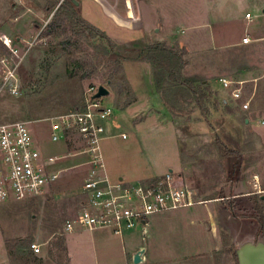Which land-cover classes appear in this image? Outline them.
Wrapping results in <instances>:
<instances>
[{
	"label": "rangeland",
	"instance_id": "374dc122",
	"mask_svg": "<svg viewBox=\"0 0 264 264\" xmlns=\"http://www.w3.org/2000/svg\"><path fill=\"white\" fill-rule=\"evenodd\" d=\"M219 2L0 0V38L6 36L18 51L13 55L0 41V84L4 71L10 69L19 88L16 97L6 91L0 95V124L27 122L44 157L66 156L55 166L65 171L43 195L0 203V236L9 264H69L66 240L75 264H94L93 256L100 260L95 264H133V255L142 248L140 264H238L235 251L245 240L264 243V147L254 148L251 129L243 123L259 115L255 103H261L259 95L264 94L259 66L247 72L249 60L221 54L220 49L203 51L197 45L195 52L185 56L182 84L170 82L166 75L157 88L152 65L137 58L142 48L153 44L183 50L192 47L191 37H202V22L210 18L218 21L212 31L220 37L222 28L228 31L230 26L219 20L215 11ZM65 3L72 6L77 27L67 18L53 23L55 10ZM47 8L53 10L47 13ZM246 10L243 16L252 13ZM229 34L237 35L235 31ZM205 62L216 70L215 78L243 82L239 88L249 97L247 112L219 90L214 78L206 81L196 72ZM239 66L244 71H237ZM254 84L258 86L253 90ZM100 86L109 94L98 101L113 114L107 129L115 133L100 143L106 170L108 166L116 179L112 182L121 176L122 182L136 184L151 166L164 176L172 174L185 190L193 189L194 199L224 198L149 215L160 239L157 244L149 245L151 229L144 232L142 225L123 235L108 232L94 251V234L89 230L74 238L73 230L64 229L84 203L82 185L88 169L83 165L88 158L79 153L82 145L76 136L52 143L50 125L61 115L82 111L86 100L93 97L91 89L97 91ZM257 131L264 138V128ZM175 133L183 164L180 173L175 171L179 164ZM247 191L250 195H240ZM235 194L239 196L232 198ZM197 214L212 216L216 222L212 236L202 235L190 222ZM17 239L32 241L16 252L13 242ZM130 242L139 245L123 258L122 244L129 248ZM32 244L39 252L32 250ZM1 253L2 248L0 261Z\"/></svg>",
	"mask_w": 264,
	"mask_h": 264
},
{
	"label": "built area",
	"instance_id": "2783aa9c",
	"mask_svg": "<svg viewBox=\"0 0 264 264\" xmlns=\"http://www.w3.org/2000/svg\"><path fill=\"white\" fill-rule=\"evenodd\" d=\"M0 41L17 55L18 51L6 36H1ZM218 82L231 91L233 100L241 99L240 83L226 78H219ZM4 91L14 97L19 95L17 76L10 69L4 71L0 84V95ZM96 92L91 89L92 95ZM248 107V103L241 105L243 110ZM112 115L110 108L90 97L82 111L61 115L50 125L52 143L65 141L68 135L76 136L82 145L79 153L88 158V174L82 185L84 203L76 218L66 221V231L78 226L89 231L108 229L115 235H123L127 230L144 225L149 215L191 205L187 191L175 185L170 174L136 184L109 179L100 143L109 136L110 129L107 128ZM28 125L22 121L0 124V203L39 197L64 172L54 166L66 156L44 157ZM120 137L126 138L125 135ZM31 248L35 253L39 251L35 244Z\"/></svg>",
	"mask_w": 264,
	"mask_h": 264
},
{
	"label": "crops",
	"instance_id": "0c3cea01",
	"mask_svg": "<svg viewBox=\"0 0 264 264\" xmlns=\"http://www.w3.org/2000/svg\"><path fill=\"white\" fill-rule=\"evenodd\" d=\"M219 1H220L219 5L215 8V11L218 12L217 15L220 18L219 20L221 22L223 21L222 22L223 24L225 22H227V24L230 26V28H229L230 31L229 30H228L229 32L224 31L222 28V33L220 34V32H219L220 37H216L213 34L212 26L215 23L218 24V21L214 23V20L210 18L208 21L202 22L203 28L201 30H199L201 32L200 35L202 34V37H199V38L191 37L192 39H190V40L193 41V43H192L193 46L192 47L189 46L188 48H186L184 50L186 52L188 51L187 54L189 55V53L191 54V53L195 52L193 50H196L197 45H198V48H200V49L202 48L203 51H213L215 49H220L222 51L221 54H223L224 52L225 53L227 52V53H231L230 54V56H231L233 53L234 54L233 56L236 57V59L239 57V58H242L244 60H249L250 64H251L249 66H251V67L247 68V70H248L247 72H250L252 70H256L255 66L258 65L259 70H261L262 71L261 73L264 74V0H235V1L219 0ZM244 9H247V10L249 9L252 13L245 12V14L243 16ZM239 13L240 14L242 13V14L240 15ZM241 19H242V22L239 21ZM231 31H232V33L235 31L237 33V35L229 36L230 35L229 33H231ZM244 39H247V41L245 42ZM200 51H202V50H200ZM207 58H209V57H207ZM254 61H256V62H254ZM243 69H245L243 66H239L236 68L237 71H244ZM214 71H216V70L214 68L211 69V67L208 66L207 62H205L202 69H199L196 72L202 73V75L204 76L206 81H207V79L214 78L215 83L217 84V87L219 88V90H221L222 92L227 94L230 98V101L233 102L235 105H237L239 107L240 111L247 112L249 110V107L247 110H243L241 108V105L243 103H248V105L250 103V100H248L249 97H246L243 89L240 88L241 89V99L239 101L233 100L231 97V91L228 89H223V87L220 84H218L219 78H217V77L215 78ZM258 79H259V77H257V80ZM255 80H256V78L252 79L251 81L253 82ZM232 82L235 83L234 81H232ZM242 83H241V85H242ZM257 86H258V84L252 85L253 90L255 88H257ZM233 87H235V86H233ZM260 98H261V100H262V98L264 100V94L259 95V99ZM263 100L261 101V103L260 102L258 104H257V102L255 103V105H256L255 111L257 113H259V115L255 116L256 119L251 120V119L245 118L243 120L244 126L246 128L251 129L252 137H253V144H254L253 146H255L254 148H256V149L264 147V138L261 137L263 132L261 133L260 131H257L258 128L259 129L264 128V101ZM222 103L224 106H227L228 102H227V100L223 99ZM110 132H111V134H114L115 130L113 128H111ZM123 140H126V139H123ZM36 144H37V142H36ZM37 147L41 149V146L39 147L38 144H37ZM41 154H42V152H41ZM175 157L177 159L176 161L177 162L179 161V164L175 167V171H178V173H180V171L183 168V164L181 162L180 153H179V150L177 147L176 133H175ZM55 166H54V168H55ZM83 166H84V168L86 167V169H88L87 163H84ZM57 170H61V169H57ZM169 172H173V169H169ZM107 173H108L109 179L111 181H116V179L113 178L114 175H112V173L110 174V172L108 170V166H107ZM164 175H165L164 173H161L160 171L158 172L155 168L150 166L149 169L146 170V175H144V178H140L138 183H146L148 181L154 180V179L162 177ZM170 175L173 177V179L175 181V185L181 186L184 188V186H182L181 184H179L178 181L175 180V177L172 174H170ZM118 180H123V178L121 176H119ZM240 195L248 196V195H250V193L247 191V192L242 193ZM194 196H195L194 190L188 189L187 200L191 203V205L187 206V207H183L179 210H183L186 208H192L191 206H196L195 204L203 205V204H208V203H215L217 201L224 199L223 197L209 198V199H203V198L202 199H200V198L194 199ZM237 196H239V194H235L231 197L233 198V197H237ZM186 212L188 214L189 211L186 210ZM78 214H79V211H78ZM183 214H185V213H183ZM197 215H198L197 219L195 220V218H194V220L192 219L190 222L199 228V232L202 235H204L206 232L208 234V236H212L214 234V230H215V226H216L215 225L216 222L213 221L212 216L210 214H208V215L197 214ZM163 218H165V216ZM149 221L150 220L147 218L145 224L143 225L144 226L143 231L144 230L146 231V228H150L151 232H150V237H149L148 243H149V245L157 244V243H159L160 239H157L158 238L156 236L157 232L154 231L155 229L153 228V224L150 225ZM153 221L155 222L156 219H153ZM82 232H84V229H82L80 227H76L73 230V232H71V233L73 234L74 238H78L80 236L79 234H81ZM89 232L94 234V236L91 237V245H92L94 251H96V249L98 248V246L100 244L104 243L105 239L107 238L108 232L112 233L108 229L94 230V231H89ZM67 236H66V239H67ZM143 237H145V235H143ZM123 245L124 244H122L121 255L123 256V258H125V254L128 253L129 250L137 248L139 244H136L135 242H133V243L130 242L128 244L129 248L124 247ZM0 247L2 248L3 253H4V254L1 253V255L3 257L1 258L2 261H0V264H9V260L7 258V253L3 249L4 240H3L2 236H0ZM66 248H67V252H68V256H69V264H75L73 262V259L71 256V252H70L67 240H66ZM93 257H95V259H96V260L94 259V264L96 263V261H100L97 259V256H93Z\"/></svg>",
	"mask_w": 264,
	"mask_h": 264
},
{
	"label": "trees",
	"instance_id": "16d2710c",
	"mask_svg": "<svg viewBox=\"0 0 264 264\" xmlns=\"http://www.w3.org/2000/svg\"><path fill=\"white\" fill-rule=\"evenodd\" d=\"M71 7L72 6L70 4L67 5L66 3L59 5L52 16L53 23L58 20L63 21L65 18H67L72 23L74 22L75 27H77L75 22L76 19L74 18L75 16L71 12ZM53 8H47L46 12L50 13L53 10ZM79 23L83 24V21H80ZM48 30L50 31L52 30V28L49 27ZM186 55L187 52L183 49H179L176 46H166L164 44L158 43L142 48L137 58L149 62L152 65L156 76V87L158 88L162 83L163 77L166 75L171 80L170 82H173L175 84H182L180 73L184 68V66L186 65V61H185ZM190 88H192V86H190ZM226 152L227 154L236 155L235 151L226 150ZM31 241H32L31 239H28V241L25 239H17L13 242L14 249L16 250V252H19L20 250L26 248V246L28 247L31 244L30 243ZM8 255L9 256L11 255L10 251H8ZM235 257L237 260L236 255Z\"/></svg>",
	"mask_w": 264,
	"mask_h": 264
},
{
	"label": "water",
	"instance_id": "95a60500",
	"mask_svg": "<svg viewBox=\"0 0 264 264\" xmlns=\"http://www.w3.org/2000/svg\"><path fill=\"white\" fill-rule=\"evenodd\" d=\"M109 91L100 86L92 99H100L108 96ZM144 248L140 249L133 256V264H140L142 262V255ZM236 256L238 264H264V243L262 241L245 240L237 249Z\"/></svg>",
	"mask_w": 264,
	"mask_h": 264
}]
</instances>
